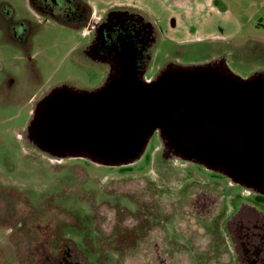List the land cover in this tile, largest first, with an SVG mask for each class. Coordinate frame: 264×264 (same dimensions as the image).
<instances>
[{
	"label": "flooded vegetation",
	"instance_id": "flooded-vegetation-1",
	"mask_svg": "<svg viewBox=\"0 0 264 264\" xmlns=\"http://www.w3.org/2000/svg\"><path fill=\"white\" fill-rule=\"evenodd\" d=\"M88 3L90 0H30V18L15 21L14 12L9 14L0 9V24L4 22L7 34L15 39L13 41L30 38L34 34V25L42 18L82 29L87 41L80 52L104 69L105 78L99 87L90 90L70 84L60 85L74 92L107 94L116 87L130 85V81L148 92L159 83L164 86L185 68L168 56L162 65L153 68V59L164 43V33L150 15L136 7L122 5L106 7L102 15L92 17L90 14L94 8ZM227 55L228 52L223 50L210 61L193 65V68H198L193 70L208 71L221 81L241 78L229 67ZM260 77H264V70L248 79ZM57 88L37 91L30 98L32 108L21 134L28 147L49 156L52 162L53 148L45 143L42 128L50 122L53 125V90ZM157 133L162 145L160 156L167 168H174L175 163L182 161L197 165L212 175L209 181L195 180L187 188H177L180 196L176 213L171 212L170 203L159 207L152 205L147 209V205L144 204V208L132 197L119 194L115 197L116 207L129 214L113 216L107 224H100L102 229L99 230L95 227L94 215L69 209L66 202H54L53 194L50 198L38 199L28 189H16L12 184L0 182V233L4 240L0 239L4 244L0 251V264H24L21 254L25 250L33 254L31 256L37 264H101L102 252L122 257L127 254L132 259L137 257L141 261L138 264H182L175 260L176 254L183 255V258L188 255L189 263L206 260L217 264L208 254L213 256L218 252L228 255L226 264H264V195L234 182L224 172L208 169L199 162V157L185 160L186 156L181 151L162 139L159 131L154 135ZM124 168L122 171L125 173L134 171ZM220 179L250 190L252 197L236 195L228 199L218 182ZM162 190L161 195L169 194L170 189ZM139 210L147 213L139 215ZM185 216L194 218L198 229L187 226ZM171 220L177 222L175 228L178 227L177 235L181 241H173L166 230ZM202 224L208 238L205 244H202L199 228ZM15 238L20 239L19 245ZM25 238H33L36 244L30 242L26 245ZM206 243L209 245L205 246Z\"/></svg>",
	"mask_w": 264,
	"mask_h": 264
},
{
	"label": "rangeland",
	"instance_id": "rangeland-1",
	"mask_svg": "<svg viewBox=\"0 0 264 264\" xmlns=\"http://www.w3.org/2000/svg\"><path fill=\"white\" fill-rule=\"evenodd\" d=\"M101 1L105 4L113 0ZM119 1L136 5L162 28L164 43L153 59L154 69L162 65L167 56L182 66H193L206 63L225 50L229 67L241 78L248 79L264 70V0H188L183 7L177 0ZM89 5L94 8L92 17H99L106 9H95L92 2ZM0 9L9 14L14 12L15 21L32 16L30 0H0ZM3 23L0 24V182L12 184L16 189H28L38 199L50 198L53 194L54 202H66L69 209L94 215L95 227L100 230V224H107L113 216L128 213L116 207L115 197L119 194L147 205V209L170 203L171 212H177L178 187L187 188L195 180L209 181L211 173L192 163L181 161L175 163L174 168H167L160 156L162 145L158 133L152 137L143 156L126 166H106L85 158L56 160L53 157L52 162L49 156L28 147L21 134L28 123L32 108L29 100L35 92L62 84L90 90L103 83L105 72L80 52L87 41L80 28L42 18L34 25L30 38L13 41ZM124 167L134 171L125 173ZM172 169L178 173H173ZM218 182L230 200L236 195L252 197L250 190L235 186L227 179ZM164 188L170 189L165 196L161 195ZM145 212L139 210L137 214ZM188 218L185 216L187 226L198 229L196 220ZM176 225L177 222L171 220L166 230L173 241H181ZM203 226L199 228L202 244H205L208 238ZM1 236L2 233L0 239ZM15 239L19 240V245L20 239ZM29 239L25 238L26 245L35 243L33 238ZM2 243L0 241V251ZM21 255L24 264H37L30 251L25 250ZM208 255L217 264L228 261L226 253ZM182 256L176 254L175 260L182 264H213L206 260L189 263L188 255ZM101 259V264L141 263L137 257L132 259L127 254L122 257L112 252H102Z\"/></svg>",
	"mask_w": 264,
	"mask_h": 264
},
{
	"label": "water",
	"instance_id": "water-1",
	"mask_svg": "<svg viewBox=\"0 0 264 264\" xmlns=\"http://www.w3.org/2000/svg\"><path fill=\"white\" fill-rule=\"evenodd\" d=\"M193 69L185 66L148 92L132 81L96 95L59 87L44 141L54 158L126 166L159 131L185 160L199 157L208 169L264 195V77L221 81Z\"/></svg>",
	"mask_w": 264,
	"mask_h": 264
},
{
	"label": "crops",
	"instance_id": "crops-1",
	"mask_svg": "<svg viewBox=\"0 0 264 264\" xmlns=\"http://www.w3.org/2000/svg\"><path fill=\"white\" fill-rule=\"evenodd\" d=\"M178 4H180L182 7L184 6V4L189 3L188 0H177ZM90 2L93 3L95 9H98L99 7H111V6H122V5H126V6H132V7H136V5L130 3V2H126V1H119V0H113V1H109L107 3L104 4V2H102L101 0H90ZM106 5V6H105ZM229 15V14H228ZM235 35V34H234ZM225 38H229L228 36H223ZM233 37V36H232ZM231 39V38H230Z\"/></svg>",
	"mask_w": 264,
	"mask_h": 264
}]
</instances>
